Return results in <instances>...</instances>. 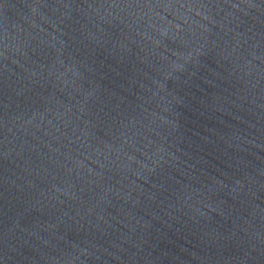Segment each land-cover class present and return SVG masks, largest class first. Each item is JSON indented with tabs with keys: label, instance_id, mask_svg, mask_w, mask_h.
Returning a JSON list of instances; mask_svg holds the SVG:
<instances>
[{
	"label": "water",
	"instance_id": "obj_1",
	"mask_svg": "<svg viewBox=\"0 0 264 264\" xmlns=\"http://www.w3.org/2000/svg\"><path fill=\"white\" fill-rule=\"evenodd\" d=\"M0 264H264V0H0Z\"/></svg>",
	"mask_w": 264,
	"mask_h": 264
}]
</instances>
